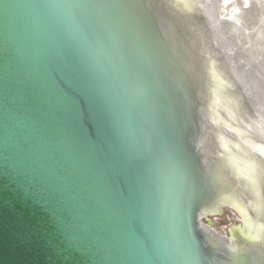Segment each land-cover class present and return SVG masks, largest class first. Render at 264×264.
Listing matches in <instances>:
<instances>
[{
    "label": "water",
    "instance_id": "95a60500",
    "mask_svg": "<svg viewBox=\"0 0 264 264\" xmlns=\"http://www.w3.org/2000/svg\"><path fill=\"white\" fill-rule=\"evenodd\" d=\"M200 57L162 0H0V264H264L200 214Z\"/></svg>",
    "mask_w": 264,
    "mask_h": 264
},
{
    "label": "bare ground",
    "instance_id": "6f19581e",
    "mask_svg": "<svg viewBox=\"0 0 264 264\" xmlns=\"http://www.w3.org/2000/svg\"><path fill=\"white\" fill-rule=\"evenodd\" d=\"M162 1L198 64L204 66L200 62V56L207 57V71L214 78L212 96L207 97L206 103L218 178L200 214H215L225 205L234 206L244 218V228L236 233L237 240L220 235L225 243L226 253L249 250L264 261V191L260 185V190L251 194L243 174L246 171L243 163L248 164L254 171H257L255 165L260 164L264 174V161L258 160L253 153L238 152L237 146L232 144L239 139L238 133L231 132L229 128L232 122L239 124L240 131L253 140L254 149L261 147L264 153V74L259 78L254 70L256 67L264 72V46H260L261 40L264 41V0H236L235 5L223 15L221 8L233 0H194L195 4L192 0ZM248 3L251 4L250 8L240 9V6ZM224 23L229 26L226 27ZM225 27L228 30L227 35ZM218 66L222 68V78L236 91L238 123L235 122V116L220 109V93L223 91L221 83L224 81L220 79ZM240 66L244 71L240 70L239 73ZM248 193L256 203L254 211L250 204L248 206ZM208 229L219 247V234L211 227Z\"/></svg>",
    "mask_w": 264,
    "mask_h": 264
},
{
    "label": "rangeland",
    "instance_id": "374dc122",
    "mask_svg": "<svg viewBox=\"0 0 264 264\" xmlns=\"http://www.w3.org/2000/svg\"><path fill=\"white\" fill-rule=\"evenodd\" d=\"M192 2H194V4H195L194 0H192ZM234 2L236 3V0H233V2L230 1L224 7H222L221 8V14L223 15L225 12L228 11V9L232 8L235 5ZM245 2L247 3V1H245ZM249 5H251V4L250 3H248V5L243 4V6H240L241 8L240 7L239 8L241 10L245 9V8L247 9V8H250ZM192 12H194V11H192ZM224 20H227V19L225 18ZM224 24L227 27L228 24H226V23H224ZM226 27H225V30L227 29ZM227 31L228 30H226V35H227ZM262 42L264 43V41L261 40V42H260L261 47L264 46ZM261 47H259V48H261ZM259 59L261 61L260 64H262L263 60L261 59V57ZM260 67H261V65H260ZM218 70L221 74L220 79H222L224 81V83L223 82L221 83L223 91L220 93V102H219L220 103V109H221V111L222 110L225 112L228 111V113H230V115L235 116V122L238 123L237 117H236L237 111H238L237 105H236V102H237L236 91L228 81H225V79L222 78L223 77V71H222V68L220 66H218ZM223 92H225L224 95H223ZM230 95H232L233 97ZM223 101H226V102H223ZM229 126H230L229 128H230L231 132L238 133L239 139H237L236 141L232 140V141H234L232 144L237 146L236 149L238 150V152L253 153V156H255L258 160L264 161V153H262L261 147L259 149H254L255 146L253 144V140H251V138L249 136H246L245 133L242 132V130L240 131L239 124H235L232 122V123H230ZM248 158L250 160H252V158H250V157H248ZM243 166H245V168H246V171H243V174H244V176H246L245 183L248 186L250 193L255 194L257 190H260L261 186H262L261 190L263 188V191H264V181H263L264 174H263V171L261 170L260 164L255 165V169L257 171L252 170V168L246 163H243ZM251 170H252V172H251ZM255 173H257V174L255 175ZM253 176H256L257 180L259 179L258 181L260 182V184L256 180V177L254 178ZM251 185L253 188L254 187L255 188L253 189L251 187ZM250 193H248V195H247V198L249 199L248 206L250 204L251 209L254 211V206H256V203L253 200V197L251 196ZM239 213L240 212L234 206L225 205L220 212L215 213V214L209 213L207 215H202V218L205 221L207 227H211L212 229H214L219 234V236L221 235V236L227 237L228 239L233 238L234 240H237L236 233L241 232V229L244 228V218Z\"/></svg>",
    "mask_w": 264,
    "mask_h": 264
}]
</instances>
